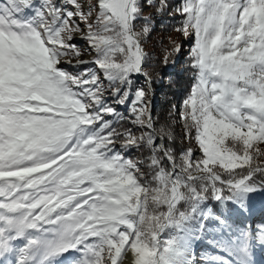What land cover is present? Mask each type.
I'll use <instances>...</instances> for the list:
<instances>
[{
    "label": "snow or ice",
    "instance_id": "obj_1",
    "mask_svg": "<svg viewBox=\"0 0 264 264\" xmlns=\"http://www.w3.org/2000/svg\"><path fill=\"white\" fill-rule=\"evenodd\" d=\"M150 8L183 17L194 83L180 119L199 157L191 146L178 155L171 123L154 119ZM78 32L94 59H79ZM182 55L174 44L160 72ZM255 171H264V0H92L86 10L79 0H0V264L29 230L37 235L15 264L71 250L77 264H163L170 247L158 236L182 199L180 176L253 191Z\"/></svg>",
    "mask_w": 264,
    "mask_h": 264
},
{
    "label": "rangeland",
    "instance_id": "obj_2",
    "mask_svg": "<svg viewBox=\"0 0 264 264\" xmlns=\"http://www.w3.org/2000/svg\"><path fill=\"white\" fill-rule=\"evenodd\" d=\"M82 6L87 8V5L92 0H79ZM159 2V0H157ZM176 2L172 4L173 8L181 3V0H171ZM72 6H69L71 9ZM145 16H150L152 20L153 31L144 39V44L149 53H151L153 59H163L165 55L171 51L175 45H183V55L180 58V62L177 63L173 68L176 74L182 73V66L185 61L189 58L187 55L190 50V43L185 41V37L182 32L177 31V28L168 26L170 20L180 22L183 18L177 17L176 19H170L167 11L156 12L155 9H146L144 12ZM160 25L155 26V23ZM156 27V28H155ZM85 35V32H78L74 36V40L79 41L81 53L79 59L90 61L94 59V52L88 48L87 42L82 40L81 37ZM72 63H76V57H69ZM69 70H71L70 66ZM160 72H157L154 77V97L153 106L157 105L158 93L160 86L165 85L163 82L165 75L160 76ZM143 79V78H142ZM167 88V87H166ZM178 96H172V109L171 114L173 119L168 118V121L173 124V130L180 133V141L182 144H188V140L185 139L182 133V122L180 119L179 106L175 104ZM189 145L193 148V151L199 152L200 150L195 144V141H191ZM181 154V153H179ZM178 154V155H179ZM264 172V171H262ZM179 175V174H178ZM152 174L146 172L144 176L145 183H151ZM180 180H185L183 176H180ZM186 181V180H185ZM196 181V190L191 191L193 194L192 201H194L190 216L180 219L179 213L175 209L172 210V214L165 222V226L159 231L158 244L160 249L165 246L170 247L168 253H163L165 260L163 264H264V251L258 250V244L263 246L264 249V193L259 192L258 189L253 191H243L241 189H235V210L238 211V221L232 220L233 226L226 228L225 232L220 234L204 235L203 233L212 232L211 228H205V219L208 215V209L203 208V199L199 196L197 191L202 192L201 195L209 193L208 197L211 201L216 197V193L220 192V189L215 186L213 187L212 182L208 177L196 178L190 182ZM249 185V184H248ZM230 188V187H229ZM192 189V188H191ZM195 189V188H194ZM194 192V193H193ZM261 195H260V194ZM177 206V205H176ZM249 210L252 211V217L243 215L248 214ZM249 215V214H248ZM194 216V224L189 223ZM245 221L243 222V219ZM239 222V223H238ZM244 223V228H240ZM37 235L34 231H27L24 236L14 239L16 247H12V252L9 258L6 260L8 264H15L16 259L20 256L21 250L25 247L32 236ZM69 255L78 259L79 253L71 250L68 252ZM204 258H207L206 260ZM209 258V259H208ZM78 262V261H77ZM73 262V264H77ZM47 263H53L52 258ZM126 264H130L126 261Z\"/></svg>",
    "mask_w": 264,
    "mask_h": 264
},
{
    "label": "trees",
    "instance_id": "obj_3",
    "mask_svg": "<svg viewBox=\"0 0 264 264\" xmlns=\"http://www.w3.org/2000/svg\"><path fill=\"white\" fill-rule=\"evenodd\" d=\"M173 5L176 4V2H171ZM155 9V8H152ZM157 12V9H155ZM183 18V17H182ZM174 20V19H173ZM181 22V21H180ZM180 22L172 21L170 20L168 23V26H171L173 28H176L180 26ZM143 22L141 21L140 24H138V30L141 27ZM160 25L159 23H155V26ZM156 28V27H155ZM145 51L149 54V66L147 67V71L152 75L153 80L155 77V74L157 72H160V68L163 66L162 61L163 59H153L151 53L148 52L145 44L143 43ZM172 57H170L171 59ZM190 64V59L188 58L184 65L182 66V73L181 74H176L174 73L173 70H170V68H173L171 65L169 66L168 69V75H165L163 82L166 83L165 85L158 84L160 86V91L158 93V102L157 105L154 108V119L157 122V126H160L161 124L168 122V118L173 119V116L171 114V105H172V96H178L176 99L175 104L179 106V110H182V100L189 94L190 88L192 84L194 83L193 78H192V73L190 70H188ZM160 76L162 73H159ZM144 80L140 78L139 84H143ZM167 87V88H166ZM182 122V121H181ZM172 129H173V124ZM180 133L181 132H176L173 130V134L175 136V141L173 142L176 146V151L177 154L182 153L183 148L189 147V141L188 139V144H182V141H180ZM182 133L184 134V129L182 125ZM186 139V138H185ZM196 157L200 156L199 152H194ZM134 157L138 156V153H133L132 154ZM237 171H240V169H237ZM151 173V172H149ZM152 174V173H151ZM196 181L190 182V181H185L181 180L182 184H185L186 186L182 189V199L178 202L176 206V212L179 213L180 219L183 220L184 218H187L190 216L191 213V208L194 203L192 201L193 194L191 191L196 190ZM249 187L258 189L259 192L264 193V172L262 171H255L251 179L247 182ZM220 189V197H216L211 201L208 197L210 196L209 193H205V195H201L202 192H198L200 194L199 196L203 199V208L208 209V215L204 221L205 223V228L210 227L212 232H207L203 233L204 235H210L211 233L213 234H220L221 232H225L226 228L232 227L233 223L232 220L236 221L239 219L237 216L238 211L235 210V197H236V191L233 190L232 188H229L224 185H217ZM192 188V189H191ZM195 188V189H194ZM194 193V192H193ZM260 194V193H259ZM261 195V194H260ZM249 215H252L251 211H249ZM195 221L194 216H192V220L189 222L191 224H194L193 222ZM242 226L240 228H244V223L242 222ZM205 235V236H206ZM205 260L207 258H204ZM209 259V258H208Z\"/></svg>",
    "mask_w": 264,
    "mask_h": 264
},
{
    "label": "bare ground",
    "instance_id": "obj_4",
    "mask_svg": "<svg viewBox=\"0 0 264 264\" xmlns=\"http://www.w3.org/2000/svg\"><path fill=\"white\" fill-rule=\"evenodd\" d=\"M177 204H178V203H177ZM175 207H176V205L173 207V209H175ZM173 209H172V210H173ZM172 210H171V211H172ZM173 211H174V210H173Z\"/></svg>",
    "mask_w": 264,
    "mask_h": 264
},
{
    "label": "water",
    "instance_id": "obj_5",
    "mask_svg": "<svg viewBox=\"0 0 264 264\" xmlns=\"http://www.w3.org/2000/svg\"><path fill=\"white\" fill-rule=\"evenodd\" d=\"M194 180V179H193ZM190 181H192V180H190Z\"/></svg>",
    "mask_w": 264,
    "mask_h": 264
}]
</instances>
